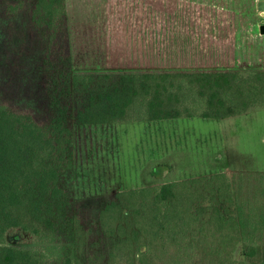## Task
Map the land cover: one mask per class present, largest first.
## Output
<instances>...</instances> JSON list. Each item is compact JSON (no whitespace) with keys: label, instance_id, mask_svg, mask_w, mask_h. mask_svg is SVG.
I'll return each mask as SVG.
<instances>
[{"label":"trees","instance_id":"obj_1","mask_svg":"<svg viewBox=\"0 0 264 264\" xmlns=\"http://www.w3.org/2000/svg\"><path fill=\"white\" fill-rule=\"evenodd\" d=\"M68 21L66 0H0V264H45L8 233L75 243L91 232L83 213L112 241L106 264H236L243 230L224 172L120 192L96 218L65 179L76 127L264 109V67L76 69ZM61 264L94 263L68 252Z\"/></svg>","mask_w":264,"mask_h":264},{"label":"rangeland","instance_id":"obj_2","mask_svg":"<svg viewBox=\"0 0 264 264\" xmlns=\"http://www.w3.org/2000/svg\"><path fill=\"white\" fill-rule=\"evenodd\" d=\"M123 1L69 0L72 32L127 26L132 20L131 10H137L139 5L131 3L132 0L125 1L129 3L125 5ZM157 1L160 5L157 9L164 12V22L168 25H176V22L190 25L189 20L180 18L183 13L211 14L210 18L199 19L205 23H199L200 26L214 34H222L212 36L215 44L211 45L210 52L195 54L190 60L181 59L183 65L202 67L186 68L264 67V35L261 34L264 15L260 14L258 6V2L264 0ZM220 14L228 17H220ZM232 32H238V35L231 36L228 44L223 38ZM103 41L107 43V37ZM84 45L92 52L101 47L109 49L108 44H97L93 38ZM73 145L74 169L65 181L72 188L74 201L93 207L92 217L95 218L107 199L120 192L226 173L234 196L231 209L240 219L243 230L233 259L236 264L262 263L264 109L226 120L180 118L78 126L74 129ZM84 215L81 226L91 228V232L77 235L75 243L67 237L44 243L40 237L18 229L8 233L7 242L20 248L43 251L45 264H61L68 252L84 263L106 264L112 241L93 225L89 215ZM207 257L211 258V254Z\"/></svg>","mask_w":264,"mask_h":264},{"label":"crops","instance_id":"obj_3","mask_svg":"<svg viewBox=\"0 0 264 264\" xmlns=\"http://www.w3.org/2000/svg\"><path fill=\"white\" fill-rule=\"evenodd\" d=\"M125 1L130 0L123 2ZM132 2L135 5L138 4L139 7L137 10H131L132 20L127 26L119 29L106 28L107 30L92 28L73 33L69 0H66L74 68L162 69L180 66H185V68L202 67L201 65H189V63L183 65L181 59L190 60L189 58H195V54L210 52L211 45L215 44L212 36L222 35L221 33L214 34L207 28L200 26L205 23L199 19L210 18L212 17L211 14L203 16V14L198 13H183L180 18L189 20L187 23L190 25L186 26L184 23L176 22V25L170 26L167 21L164 22L165 16L161 8L160 10L157 9L160 6L157 0H132ZM125 5H129V3ZM260 14L264 15V12L260 11ZM96 15L99 17L98 14ZM220 17L227 18L228 16L220 14ZM234 33H228L223 40L229 44V38L238 35V32ZM261 34L264 35V33ZM105 37H107V43L103 41ZM91 38L97 44H108L109 49L101 47L92 52L84 45ZM169 61H171L170 64H168Z\"/></svg>","mask_w":264,"mask_h":264},{"label":"water","instance_id":"obj_4","mask_svg":"<svg viewBox=\"0 0 264 264\" xmlns=\"http://www.w3.org/2000/svg\"><path fill=\"white\" fill-rule=\"evenodd\" d=\"M258 6H259V10L264 12V1H260ZM262 33H264V26H262Z\"/></svg>","mask_w":264,"mask_h":264}]
</instances>
